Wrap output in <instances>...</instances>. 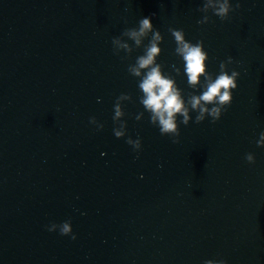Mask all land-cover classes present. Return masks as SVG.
Segmentation results:
<instances>
[{"label":"water","instance_id":"1","mask_svg":"<svg viewBox=\"0 0 264 264\" xmlns=\"http://www.w3.org/2000/svg\"><path fill=\"white\" fill-rule=\"evenodd\" d=\"M203 3L0 0V264H264V0H231L240 8L223 21ZM143 17L186 104L200 92L169 28L203 42L213 76L229 57L240 73L220 120L196 124L189 106L175 144L129 71L151 38L126 35ZM69 220L75 240L47 231Z\"/></svg>","mask_w":264,"mask_h":264},{"label":"clouds","instance_id":"2","mask_svg":"<svg viewBox=\"0 0 264 264\" xmlns=\"http://www.w3.org/2000/svg\"><path fill=\"white\" fill-rule=\"evenodd\" d=\"M240 8L236 3L235 9L232 7L231 0H204L202 11L208 12L211 9L213 16L220 20H226L229 14ZM208 16H203L198 24H207ZM170 36L175 43L174 55L177 56L183 65V75L187 84L192 89H199V95H192L185 103L180 89L176 86L175 79L164 74L161 65L157 63V58L161 53L159 44L162 41L161 33L153 27L152 17H143L138 22L136 29L126 33L140 46L142 38L151 37L144 54L136 60L135 66L129 69L130 74L140 78L138 89L142 93L141 104L146 112L150 114V123L156 125L161 136H167L172 143H177L179 137V125L188 126L191 119L189 115V106L196 113L194 123L200 124L206 118L212 123L220 120L226 108L231 104L233 92L237 89V80L240 73L229 68L233 64L231 57L221 61L218 67V73L213 76L207 71L208 53L204 50L202 41L192 43L185 38L184 31L169 28ZM111 43L119 48L127 49L126 43H121L118 38L112 39ZM175 69V65L172 66ZM121 96L120 99H126ZM122 116L119 102L114 106L113 122L115 123ZM181 119L178 120L177 118ZM90 125H95L97 131L103 130V124L93 117L89 119ZM125 125L121 123L120 128H113L114 137L120 139L125 136ZM127 144L134 146V152L141 150V140L137 138L135 142L131 138L126 140ZM258 148H264V132H261L256 141ZM101 155H104L101 153ZM245 161L251 165L255 163L253 154L248 153ZM49 232H57L61 236L70 237L72 240L76 236L72 232L71 221L62 224H51L47 227ZM205 264H213L211 261H205ZM218 264H226L224 259H220Z\"/></svg>","mask_w":264,"mask_h":264}]
</instances>
